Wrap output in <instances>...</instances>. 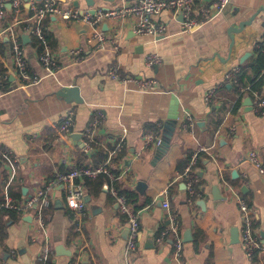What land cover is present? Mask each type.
<instances>
[{"label": "crops", "instance_id": "crops-1", "mask_svg": "<svg viewBox=\"0 0 264 264\" xmlns=\"http://www.w3.org/2000/svg\"><path fill=\"white\" fill-rule=\"evenodd\" d=\"M5 1V23H12L13 0ZM59 1L62 6L94 10L137 0H95L94 6L86 0H79V5L75 0ZM22 2L28 12L27 0ZM261 8L264 0H230L223 6L217 0H198L193 14L201 24L191 30L183 27L180 16L163 9L154 19L167 30L156 36L137 34L138 17L133 15L108 20L100 29L48 15V30L57 42L55 73L41 62L37 38L18 27L30 72L40 78L33 84L21 78L9 38L0 37V145L13 153L0 154V202L23 200L55 173L82 165H108L119 176L116 182L138 195L132 203L140 212L141 235L128 261L127 219L109 176L90 177L95 179L90 188L83 179L88 206L82 232L76 230L79 217L67 204L68 185L57 183L46 212L54 247L50 264H264V249L249 256L241 243L243 218L235 193L248 199L264 243V174L248 158L253 149L264 161V114L255 112L251 91L262 80L255 91L264 95V68L258 75L254 62L264 44V11L234 34L231 54L228 33ZM96 30L107 37L100 46L93 37ZM154 53L162 62L149 65L147 56ZM116 65L121 74L155 77L162 91L144 93L110 77ZM237 66L238 82L228 81L226 74ZM73 86L79 87L82 102L74 100L76 94H62L63 88ZM214 88L216 95L208 103L206 95ZM68 110L73 111L74 125L62 132L59 125ZM185 111L195 120L193 128L187 125ZM90 125L95 140L87 146L85 131ZM152 129L163 141L169 137V147L158 156L159 145H153L138 157ZM120 142L122 150L111 155ZM189 151L205 153L193 168L199 178L194 196L178 167ZM103 174L110 180H100ZM139 181L147 184L143 192L137 188ZM169 213L178 214L181 222L180 257L171 236L160 238ZM42 244L32 211L0 214V258L6 264H41Z\"/></svg>", "mask_w": 264, "mask_h": 264}, {"label": "built area", "instance_id": "built-area-1", "mask_svg": "<svg viewBox=\"0 0 264 264\" xmlns=\"http://www.w3.org/2000/svg\"><path fill=\"white\" fill-rule=\"evenodd\" d=\"M198 0H137L132 3H124L119 7L105 8V9H85L82 10L74 6H62L59 0H27L29 7L28 12L23 10L22 0H13L14 18L12 23H5L6 21V1L0 0V37L7 36L11 42L12 50L15 56V66L23 81L27 83H37L40 78L33 76L30 72L28 58L25 53L21 41V33L18 27L24 24V30L29 35L37 38L39 47H41L40 60L48 67L50 73H55L58 67V61L53 53L49 41L46 37L43 21L48 15L60 17L65 20L84 21L96 28L100 29L101 25L111 19H120L129 15L138 17V24L135 29L137 34L146 36H156L163 34L167 30V25L163 22H157L154 15L160 13L163 9H170L176 16H180L183 27L191 30L201 24V21L194 16L193 12ZM230 0H217L218 5H226ZM209 10H206L205 14ZM22 15L26 17L22 18ZM97 45H102L107 41V37L102 30H96L93 34ZM79 54L80 51H75ZM162 62V57L157 53L149 54L147 56V63L149 65L158 64ZM240 67H234L226 74V79L230 82L237 83V75L240 73ZM109 76L119 79L125 84L132 83L135 89L144 93H154L162 91L158 80L155 77L135 76L121 74L119 66H114ZM217 88L209 90L206 95L208 103L213 101L216 95ZM254 110L257 113L264 114V95L258 91H253ZM185 118L187 125L194 127L195 120L190 112L185 111ZM74 125L73 111L68 110L59 129L62 132H70ZM94 125H90L86 131V144L90 145L94 139ZM163 138L157 130H150L144 138V146L141 151L137 152V156H142V152L149 149L153 145H161ZM123 148V143L120 142L117 147L111 152V155H116ZM200 151H209L207 148L201 147ZM198 152L192 155L190 164L186 167L183 177L186 180V187L189 193L194 196L196 194V183L199 178L193 170L194 164L198 159ZM0 154L13 155L12 151L5 146L0 145ZM249 161L264 174V161L256 150H251L248 155ZM101 173H105L113 181L111 191L115 196L119 209L122 214L126 216L128 224V238L126 242V257L130 260L131 254L136 250L139 237L141 235V219L140 212L134 207L131 199L120 193L119 188L115 185L119 176L110 170L108 165L90 168L86 165L75 167L68 171H61L55 173L47 179L45 184L36 193L30 195L23 200H14L7 198L0 202V210L2 208L12 209L17 212L32 211L33 220L37 225V229L42 235V250L39 256L41 264H50L51 258L54 255V247L51 242L48 221L46 212L51 205V192L57 183H66L67 188V204L71 207L75 215L79 217L76 221V230L82 232V219L86 216V209L88 202L86 199L87 191L83 183L85 177H96ZM225 183L233 190L230 183L225 180ZM237 202L242 213L243 223L241 227V243L249 256H253L257 251L264 249V243L260 235L255 229V218L252 207L248 199L241 193L235 192ZM164 206L169 209L170 202L165 201ZM171 236L175 245V254L180 257L183 253L184 239L182 235L181 222L176 213H169L168 226L161 231L160 238ZM0 264H6L0 258ZM130 264V262L128 263Z\"/></svg>", "mask_w": 264, "mask_h": 264}, {"label": "trees", "instance_id": "trees-1", "mask_svg": "<svg viewBox=\"0 0 264 264\" xmlns=\"http://www.w3.org/2000/svg\"><path fill=\"white\" fill-rule=\"evenodd\" d=\"M11 13H13L14 12V9L12 10V11H10ZM49 23H50V18H47V19H45L44 21H43V26H44V28L45 29H47V31H46V37L48 38V40H49V43H50V45H51V48L53 49L54 47H55V45H56V39H54V36H53V34L52 33H50V31L48 30V25H49ZM23 28H24V24H21L20 25V29L21 30H23ZM49 31V32H48ZM257 52H258V57L254 60V62H255V65H256V70H257V74L259 75L260 74V72L263 70V68H264V44L259 48V49H257ZM256 74V75H257ZM262 84V80L261 81H259V82H257L253 87H252V90L251 91H255V90H258V89H260V86L259 85H261ZM259 91V90H258ZM250 93V92H249ZM239 105H240V102H237V104H236V106H235V110L239 107ZM122 152L118 155V157L119 158H121V156H122ZM192 155H193V152H187L186 153V155H185V157L183 158V159H181L180 161H179V164H178V167H179V170L180 171H182V172H184L185 171V169H186V167L190 164V162H191V160H192ZM205 156V153H203V152H199L198 153V159H197V161H196V163L194 164V169L198 166V165H200V163H201V161H202V158ZM100 180H103V179H106V180H110L107 176H105L104 174L103 175H100L99 177H98ZM86 185H87V188H90V186L93 184V182H94V180L95 179H93V178H90V177H86ZM115 185L117 186V188H119V191H120V193H123V194H125V195H127L130 199H131V201L133 202V203H137V192L136 191H131V190H128V189H124V188H122V186L118 183V182H115ZM15 213V211L14 210H12V209H8V208H2L1 210H0V214H5V213Z\"/></svg>", "mask_w": 264, "mask_h": 264}, {"label": "water", "instance_id": "water-1", "mask_svg": "<svg viewBox=\"0 0 264 264\" xmlns=\"http://www.w3.org/2000/svg\"><path fill=\"white\" fill-rule=\"evenodd\" d=\"M88 1V3L92 6L95 5V0H86ZM75 5H79V0H75ZM9 6L11 7V3L9 4ZM95 10V9H94ZM264 11V9H259L254 15L253 17H251L250 19H247V20H243L239 23L238 26H232L229 28L228 30V33L231 37V45H230V54L231 52L233 51L234 49V46H235V36L234 34L235 33H241L245 27L247 25H251L253 20L257 17V15L261 12V11ZM182 18V17H181ZM26 37H28L29 35H25ZM62 94L64 96H71V95H74L76 94L77 96L74 98V100H76L77 102H82L83 101V97H81V94L79 93V87L78 86H73V87H65L62 89ZM252 104V99L251 97H248V104L249 106H251ZM252 108V107H250ZM175 123V121H169L168 124V127L169 129H172L173 128V124ZM169 137H164V141L161 145L158 146V152H157V155H161L163 153H165L169 147ZM131 162V159H126V163H130ZM237 170L234 171V174H237ZM185 187H186V183H184ZM147 186V184L143 181H139L138 184H137V188L138 190L142 191L143 192V189Z\"/></svg>", "mask_w": 264, "mask_h": 264}]
</instances>
